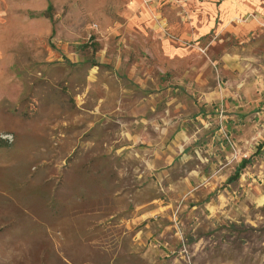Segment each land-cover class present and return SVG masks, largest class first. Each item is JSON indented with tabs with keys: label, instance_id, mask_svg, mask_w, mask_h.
I'll return each mask as SVG.
<instances>
[{
	"label": "rangeland",
	"instance_id": "rangeland-1",
	"mask_svg": "<svg viewBox=\"0 0 264 264\" xmlns=\"http://www.w3.org/2000/svg\"><path fill=\"white\" fill-rule=\"evenodd\" d=\"M166 1L0 0V264H264V17Z\"/></svg>",
	"mask_w": 264,
	"mask_h": 264
},
{
	"label": "crops",
	"instance_id": "crops-1",
	"mask_svg": "<svg viewBox=\"0 0 264 264\" xmlns=\"http://www.w3.org/2000/svg\"><path fill=\"white\" fill-rule=\"evenodd\" d=\"M138 2V0H135ZM171 3L179 12L190 13L188 27L195 33L202 34L217 26V29L228 32L250 30L257 26L259 19L264 17V5L261 0H179L166 1ZM254 11L257 17L244 23H237L241 15ZM142 19L150 17L149 11L143 7Z\"/></svg>",
	"mask_w": 264,
	"mask_h": 264
},
{
	"label": "trees",
	"instance_id": "trees-1",
	"mask_svg": "<svg viewBox=\"0 0 264 264\" xmlns=\"http://www.w3.org/2000/svg\"><path fill=\"white\" fill-rule=\"evenodd\" d=\"M249 158H242L239 164L235 167L233 173L229 175L227 180L231 181L238 177L240 170L245 166V164L248 162Z\"/></svg>",
	"mask_w": 264,
	"mask_h": 264
},
{
	"label": "built area",
	"instance_id": "built-area-1",
	"mask_svg": "<svg viewBox=\"0 0 264 264\" xmlns=\"http://www.w3.org/2000/svg\"><path fill=\"white\" fill-rule=\"evenodd\" d=\"M167 1H172V2H175V1H179V0H167Z\"/></svg>",
	"mask_w": 264,
	"mask_h": 264
}]
</instances>
